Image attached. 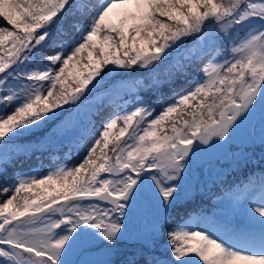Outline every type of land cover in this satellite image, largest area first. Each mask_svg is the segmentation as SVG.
Listing matches in <instances>:
<instances>
[{
    "label": "snow or ice",
    "instance_id": "obj_1",
    "mask_svg": "<svg viewBox=\"0 0 264 264\" xmlns=\"http://www.w3.org/2000/svg\"><path fill=\"white\" fill-rule=\"evenodd\" d=\"M68 16L58 51L36 60ZM0 18V163L88 145L75 164L34 167L0 188L2 264H73L88 241L112 252L138 215L122 264H264V181L231 198L239 224L178 212L194 158L264 110V0H0ZM190 72L194 87L156 114L144 94ZM109 89L133 102L97 134L92 117L72 113ZM65 112L63 127L48 128ZM36 133L30 151L17 147Z\"/></svg>",
    "mask_w": 264,
    "mask_h": 264
},
{
    "label": "trees",
    "instance_id": "obj_2",
    "mask_svg": "<svg viewBox=\"0 0 264 264\" xmlns=\"http://www.w3.org/2000/svg\"><path fill=\"white\" fill-rule=\"evenodd\" d=\"M73 19L74 17L68 16L59 28L54 29L52 40H50L48 45L36 55V60H41L45 56L58 51L57 48L52 47V44L63 38L61 36V29H65L69 32L72 31L69 25ZM0 25L6 26V22H4L2 18H0ZM44 63H47V60H44ZM137 78L140 77L137 76ZM197 79H199L198 74L190 72L187 77L178 78L172 85H165L162 87L156 95H144L145 98L153 102L155 113L159 114L161 109L172 103L181 92L193 88ZM118 83H131V80L123 82L118 80ZM132 102L133 98L126 90L119 93H114L112 89L107 91L94 90L85 103L81 105L85 108V123L89 117H92L96 133L98 134L101 123L105 117L131 107L130 104H132ZM67 107L69 106L66 105L65 108ZM10 110L11 109H9V111ZM74 113L76 114V110L73 111V114ZM67 115L68 113L65 112L64 118L50 122L48 128H52L53 125L60 126V124L66 120ZM47 130L48 129H44V131ZM41 134L42 133H36L31 136L23 137L17 141L16 144L21 147L22 150L27 149L30 151L35 146L34 142L40 138ZM252 137L256 139L255 143ZM261 139H264V126L260 127L258 124L257 129L251 130V135L247 137L246 140H249V142L244 140L243 144L237 143L233 147L231 152L232 162H229L228 157H222L221 161L217 160L215 164V166L220 167L219 170H216V168L213 169L211 174L204 178L199 177V175H196L195 179L190 177L187 182L192 186L190 199L187 203L181 202V206L178 209L179 216H187L190 213L192 215L194 213L202 215L205 213L212 216H221V212L225 213L230 206L228 202L229 197L233 195L234 192H239L244 189L247 184L258 181L257 178L264 173V144L261 143ZM91 142L92 141L89 140L88 144H91ZM87 146V144L84 145L83 148L72 153L71 156H63L62 151L53 154H49L48 152H33L32 158L29 160H25L23 156H20L19 159L12 160L10 164L0 163V170L6 169V171H3V174L0 175V188L11 184L15 174L26 173L34 167L43 174L47 172L50 167L56 166L57 163L75 164L83 158ZM62 156L63 159H61ZM5 198L6 196L0 195V202ZM172 219H178L176 209L172 212ZM133 221L135 222L133 223ZM133 221V224H129V238L122 241L112 252L106 251L99 241L82 243L78 251V264H102L104 261H111L112 264H122L125 255L135 250V245L137 244L136 228L143 223L136 218H133ZM162 250L161 247L159 251L162 252Z\"/></svg>",
    "mask_w": 264,
    "mask_h": 264
},
{
    "label": "rangeland",
    "instance_id": "obj_3",
    "mask_svg": "<svg viewBox=\"0 0 264 264\" xmlns=\"http://www.w3.org/2000/svg\"><path fill=\"white\" fill-rule=\"evenodd\" d=\"M78 110H81L82 114H84L85 108L83 106H81V107H79ZM254 115H255V113L253 114V116L249 120H247L243 125H241V127L233 135L232 139L229 141L228 144L220 146V147H214L211 151L206 152V153H199L197 155V157L194 158V172H197L196 175H199V177L204 178L205 176H209L211 174V172L213 171V169H215V168H216V170L220 169L219 166H215L216 161L219 160L221 158V156H225L228 153L229 149L233 148L237 143L243 144L244 140H246L247 137H249L251 135L250 126H251L252 122L254 121L253 120ZM72 116L79 120L77 113L76 114L72 113ZM63 125H64V123L62 124V127H63ZM246 141L249 142V140H246ZM17 147L22 150L21 147H19V146H17ZM232 161L233 160H231L230 162H232ZM226 167H228V166H226ZM37 171H38V169H37ZM141 218H142L141 215H138L136 217V219H139V220ZM133 223H134V221H133ZM81 246H82V243L77 245V247L73 250L71 256L69 257V260L72 261L73 264L75 262H78L76 260L75 256H76L77 252L79 251V249L81 248ZM0 264H2V258H0Z\"/></svg>",
    "mask_w": 264,
    "mask_h": 264
},
{
    "label": "water",
    "instance_id": "obj_4",
    "mask_svg": "<svg viewBox=\"0 0 264 264\" xmlns=\"http://www.w3.org/2000/svg\"><path fill=\"white\" fill-rule=\"evenodd\" d=\"M257 111H258V112H262L263 110H261V109H257Z\"/></svg>",
    "mask_w": 264,
    "mask_h": 264
}]
</instances>
